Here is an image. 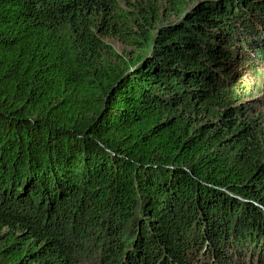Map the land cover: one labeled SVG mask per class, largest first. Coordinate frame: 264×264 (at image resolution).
Masks as SVG:
<instances>
[{"label":"trees","instance_id":"1","mask_svg":"<svg viewBox=\"0 0 264 264\" xmlns=\"http://www.w3.org/2000/svg\"><path fill=\"white\" fill-rule=\"evenodd\" d=\"M126 4L0 0V264H264V0Z\"/></svg>","mask_w":264,"mask_h":264},{"label":"rangeland","instance_id":"2","mask_svg":"<svg viewBox=\"0 0 264 264\" xmlns=\"http://www.w3.org/2000/svg\"><path fill=\"white\" fill-rule=\"evenodd\" d=\"M123 7H128L126 2H133V0H116ZM105 43L108 46L117 51H127L129 50L125 47L121 42H118L111 38H106ZM235 85L237 88L241 87V89H237L236 91H241V95L243 92L250 93L252 95L251 98H254L252 103H249L250 110L253 112H258L264 115V62L256 63L254 66V70L243 71L242 74L237 76Z\"/></svg>","mask_w":264,"mask_h":264}]
</instances>
